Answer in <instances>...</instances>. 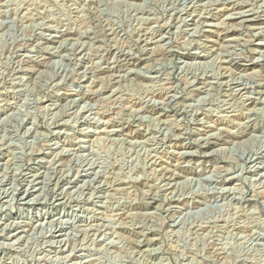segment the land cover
<instances>
[{
	"label": "rangeland",
	"instance_id": "1",
	"mask_svg": "<svg viewBox=\"0 0 264 264\" xmlns=\"http://www.w3.org/2000/svg\"><path fill=\"white\" fill-rule=\"evenodd\" d=\"M0 264H264V0H0Z\"/></svg>",
	"mask_w": 264,
	"mask_h": 264
},
{
	"label": "bare ground",
	"instance_id": "2",
	"mask_svg": "<svg viewBox=\"0 0 264 264\" xmlns=\"http://www.w3.org/2000/svg\"><path fill=\"white\" fill-rule=\"evenodd\" d=\"M216 34H217V32H216Z\"/></svg>",
	"mask_w": 264,
	"mask_h": 264
}]
</instances>
